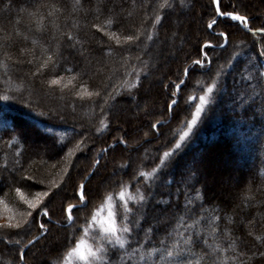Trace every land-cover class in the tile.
<instances>
[{"label": "trees", "instance_id": "1", "mask_svg": "<svg viewBox=\"0 0 264 264\" xmlns=\"http://www.w3.org/2000/svg\"><path fill=\"white\" fill-rule=\"evenodd\" d=\"M169 2L0 0V206L23 210L17 188L48 193L30 235H0V264H61L92 212L124 190L139 198L118 214L123 242L105 245L101 264H264V10L259 0ZM184 9L199 28L185 24L191 40L158 71L153 47L165 57ZM157 75L148 112L114 124V108L145 99Z\"/></svg>", "mask_w": 264, "mask_h": 264}, {"label": "rangeland", "instance_id": "2", "mask_svg": "<svg viewBox=\"0 0 264 264\" xmlns=\"http://www.w3.org/2000/svg\"><path fill=\"white\" fill-rule=\"evenodd\" d=\"M198 2L199 4H201L203 0H198ZM217 4H218V0H217ZM259 8L264 10V0H259ZM233 14H237V13H233ZM261 18H264V17L261 15ZM235 22H237L241 27L247 28V25L245 24L244 21L243 22L235 21ZM186 23H190L194 25V27L199 28V24L197 25V21L194 20V18L192 17V15L189 13L188 10L184 9L180 14H176V15L174 13L173 16L171 17L170 34L168 33L167 34L168 38L165 39L167 48H169V52L165 55V57H163L162 55H159V49H158L159 42H156L153 47L154 53L151 56L150 60L152 61L153 64H156V66L159 65V68H157V70L158 69L160 70V68H162L163 66L164 67L168 66L171 62H175L174 60H175L176 54L179 51V49L187 41L191 40L190 33L188 34L185 31ZM163 35L166 36L164 32H163ZM223 38H224L223 42H225L226 38L224 37V35H223ZM180 39H181V42H180ZM164 67L162 69H164ZM139 72H141V69H139L137 72V74L140 75L141 73ZM139 75H135L132 81L136 82ZM153 77L147 80L148 84H145V86L142 89L143 94H145V99L143 98V100H140L137 102L134 101L131 103V105H127V106L125 104H119L118 107L114 108L113 110V114H114L113 123L114 124H116L118 127H122L124 124H127L126 122L136 123L138 117L148 112V109L150 105L152 104V100L154 96L155 95L157 96V93H158L157 80L160 77L159 75H157L156 79ZM208 89L209 88H206V90H204L199 96L196 97V103H195L196 106L193 111L191 120L195 116L196 121H197L203 109L206 107V104L208 103L211 97V92H209ZM158 96H159V93H158ZM201 96L205 98V103L203 105H201V102H200ZM197 106L201 108V111L198 116H196ZM189 131L190 129L187 126L184 132L189 133ZM179 141H182V140L180 139ZM38 147L41 148L42 145L39 143ZM216 163L219 164V166H223L226 164V160L225 159L216 160ZM237 171H240V169L238 168V165L235 164L231 172L233 175L236 176ZM117 174L118 172L114 170L112 173H110V178L114 177V175H117ZM225 181L226 180L224 177L222 179H219L217 183L218 186L222 187ZM82 183H84V181ZM98 183L101 188L106 185V181L101 180ZM127 192H128L127 190H124V192H121L118 195L108 196L104 200V202L101 203V205L92 212L91 217H90V222L88 223L89 225L83 231V234L81 235L78 242L67 252L61 264H101L102 258H103V251L105 248L104 246L111 244V243L117 244V243L123 242L124 228H122L119 225L117 216L119 213L123 214L126 210H129L130 204L136 202L139 198L138 196H134ZM79 194L81 195V192ZM23 195L27 197L25 194ZM35 196L36 194L34 195V197ZM35 198H31V200H34ZM21 203L24 205L22 207L23 209L22 211L15 210L12 208L7 209L5 207L0 206V221H7L9 216H12L13 223H15L17 220L24 219L21 214L29 212L32 209L29 210L28 206L24 204L22 200H21ZM68 218L71 219V215L69 213H68ZM26 219L30 220V218H26ZM109 229H114V231H109ZM9 232L10 230L8 229L0 228V235L7 234L10 237L13 236V235H10ZM22 237L24 236L22 235L16 236V238L13 239V241L21 240ZM56 240L59 241L58 238H55V241ZM28 245L29 244H27L26 246Z\"/></svg>", "mask_w": 264, "mask_h": 264}, {"label": "snow or ice", "instance_id": "3", "mask_svg": "<svg viewBox=\"0 0 264 264\" xmlns=\"http://www.w3.org/2000/svg\"><path fill=\"white\" fill-rule=\"evenodd\" d=\"M15 2L17 4H19V0H15ZM181 2H182V0H181ZM214 2H215V0H214ZM12 3H13V0H9V6H11ZM164 6L166 8H171L173 5H172V3L169 2V0H165V5ZM217 14L218 15H222V16H229V17H231V19L233 21H241V22L246 21V17L243 16V15L233 14L232 12H227V11L220 12L219 8H217ZM216 23H217V21L213 20L212 24H209L208 27L212 28L213 25H215ZM260 31H264V28H261ZM221 35H223V33ZM148 38L151 39L150 36ZM128 39L131 40L132 37H128ZM261 55L264 56V52H261ZM196 63L200 64V61L197 60ZM51 82L53 84H58L59 80H52ZM208 91L211 92L212 89L209 88ZM88 95H92V93H88ZM0 99L7 100V99H9V97L3 96V97H0ZM200 102H201V105H203L205 103V98L203 96L200 97ZM200 111H201V108L199 106H197V108H196V116L199 115ZM195 123H196V117L194 116L193 119L189 122L188 128L191 129L192 125L195 124ZM187 135H188V132H184L181 135L180 139L183 140ZM164 155L168 156L169 153L165 152ZM29 179H31V178L29 177ZM16 192L20 194V199L23 201L24 204H26L28 206V209H32V210H38V205H40L41 198L43 196H47L48 195L47 192L37 193L36 194V198L34 200H31V199H28L27 197H25L23 195V193L20 192L19 188L16 189ZM89 192H90V189L84 188V190L82 192V196H88ZM47 214H48L47 211H45L44 215H47ZM21 215L25 219L17 220L15 223L12 222V219H13L12 216H9L7 221H0V228H4V229L10 230V232H9L10 235H14V236H21L22 235V236L27 237L28 235H30L31 229L36 223L35 216H33V212H31V211L26 212V213H22ZM26 217H32V220L29 221V220L26 219ZM38 230L45 231V232L50 231V229H46L45 228V224L44 223H40L39 224ZM109 231H114V229H109ZM36 239H37V242H39L40 237H37ZM15 243L19 244L20 241L17 240ZM32 243H33V241L31 239H29L28 240V244L32 245ZM18 259L20 261H23L24 260L23 254H21ZM25 264H26V262H25ZM46 264H47V262H46Z\"/></svg>", "mask_w": 264, "mask_h": 264}, {"label": "water", "instance_id": "4", "mask_svg": "<svg viewBox=\"0 0 264 264\" xmlns=\"http://www.w3.org/2000/svg\"><path fill=\"white\" fill-rule=\"evenodd\" d=\"M215 5L217 6V0H215Z\"/></svg>", "mask_w": 264, "mask_h": 264}]
</instances>
